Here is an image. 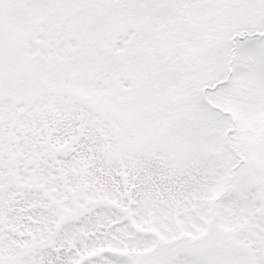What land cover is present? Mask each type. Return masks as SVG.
I'll return each mask as SVG.
<instances>
[{"label":"snow or ice","instance_id":"6c2138e0","mask_svg":"<svg viewBox=\"0 0 264 264\" xmlns=\"http://www.w3.org/2000/svg\"><path fill=\"white\" fill-rule=\"evenodd\" d=\"M0 264H264V0H0Z\"/></svg>","mask_w":264,"mask_h":264}]
</instances>
